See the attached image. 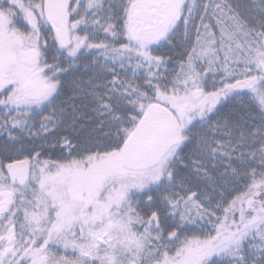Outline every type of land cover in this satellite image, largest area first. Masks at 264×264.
Masks as SVG:
<instances>
[{
  "label": "snow or ice",
  "instance_id": "obj_1",
  "mask_svg": "<svg viewBox=\"0 0 264 264\" xmlns=\"http://www.w3.org/2000/svg\"><path fill=\"white\" fill-rule=\"evenodd\" d=\"M0 264H264V0H0Z\"/></svg>",
  "mask_w": 264,
  "mask_h": 264
}]
</instances>
